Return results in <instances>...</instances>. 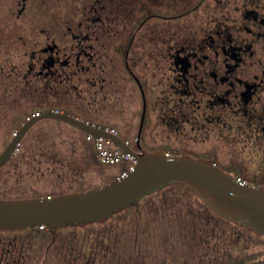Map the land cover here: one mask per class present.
Returning <instances> with one entry per match:
<instances>
[{
  "label": "flooded vegetation",
  "instance_id": "af4514ba",
  "mask_svg": "<svg viewBox=\"0 0 264 264\" xmlns=\"http://www.w3.org/2000/svg\"><path fill=\"white\" fill-rule=\"evenodd\" d=\"M8 81L10 95L54 86L65 95L66 86H75L77 103L102 107L97 111L106 115L99 116L117 123L130 147L204 156L247 184L264 185V0H0V100ZM87 81L90 92L83 90ZM21 148L0 163L5 183L15 188ZM176 182L130 204L138 207L132 219L130 209L120 210L97 222L47 226L52 235L37 225L0 226V264H95L118 232L124 264H158L162 242L144 241L149 212L211 213L191 187L196 196L190 191L180 205L172 195L177 188H169ZM212 215L217 223L226 218ZM67 230H74L73 244L65 241ZM263 234L251 230V245L263 243ZM166 255L178 257L173 249Z\"/></svg>",
  "mask_w": 264,
  "mask_h": 264
},
{
  "label": "trees",
  "instance_id": "16d2710c",
  "mask_svg": "<svg viewBox=\"0 0 264 264\" xmlns=\"http://www.w3.org/2000/svg\"><path fill=\"white\" fill-rule=\"evenodd\" d=\"M99 66L98 74L103 76L99 80L102 82V88L106 90V68L101 64ZM7 84L8 86L3 87L5 93H3L4 96L0 100V150L6 146L13 136V130L22 124L27 115L39 110L45 111L58 108L97 124H109V120L105 118L83 114L79 108L80 104L77 103L79 96L76 95L75 86H66L65 95L63 87L59 89L55 86L35 88V91H30L27 88L20 95H17L16 92L10 95L14 89V83L8 81ZM90 84L87 81V85L83 90L92 88ZM88 91L90 92V90ZM6 97L8 98L5 99ZM81 105L90 104L85 102ZM89 139L86 131L68 122L54 117L39 118L26 130L21 139V151L16 155V160L19 163L18 187L15 188V186L5 183V177H2L3 171V173H0V196L55 194L68 190L85 189L107 181L128 166L129 161L127 159H124L123 163L120 161L115 163L102 162L97 155L94 144L91 145L90 142L86 141ZM75 161L79 164L73 168ZM119 163L120 165L116 171L108 169V172L106 169L107 172H105L106 167L115 166ZM4 167V164L0 165V169ZM92 172L105 173L103 176L98 175L103 181L95 183L94 179L90 177ZM236 172L239 173V171ZM172 187L173 189L177 188L172 195L178 197L180 205L184 199L186 200L187 193H190V191L196 196V192L185 183H172L169 188ZM158 191L148 194L156 195ZM146 197H144V200ZM127 206L117 211L124 212L130 209L132 211L130 214L131 219L137 217V213H134V210L138 208L136 203ZM210 209L211 213H206L205 210L201 216L195 213L191 215V218L183 217L181 213L175 217L171 216V218L169 216L161 218L150 212L147 214L149 215L146 217L147 236L144 240L147 247L150 245L156 247L161 242L164 247L162 248L163 255L160 256L158 264H245L248 259L262 255L264 242H261L257 248H253L251 242L248 245L241 242L237 243L241 241L244 234H250V228L234 223L228 217L222 218L217 223V218L212 215L214 213L216 215V210L212 207ZM149 210H151V207ZM100 220L94 219V222ZM204 221L203 227L206 230L201 232L198 227ZM116 223H118L117 226L123 225L122 220H118ZM37 227L42 228L46 235L49 231L51 235L53 233V229L49 230L47 225H37ZM118 235L119 237L115 239L116 245L112 247V241H108V246L105 244V247L101 249L99 259L95 264L125 263L126 247L122 245L124 239L119 232ZM223 237L225 240L220 243ZM262 237H264V234ZM65 241L69 244L74 243V230L66 231ZM131 247L135 249L134 245ZM167 249H173L174 254H178L177 259L172 255L167 256ZM40 254L42 257V253ZM149 257L152 260L154 253H151Z\"/></svg>",
  "mask_w": 264,
  "mask_h": 264
},
{
  "label": "water",
  "instance_id": "95a60500",
  "mask_svg": "<svg viewBox=\"0 0 264 264\" xmlns=\"http://www.w3.org/2000/svg\"><path fill=\"white\" fill-rule=\"evenodd\" d=\"M41 117L63 120L94 137H111L123 151L134 154V169L85 189L50 195L0 196L1 227L59 226L98 219L157 188L178 181L195 190L218 213L255 232L264 233V185L242 184L235 175L204 156L169 154L163 149L147 150L141 146L135 149L119 134L66 111L45 110L25 120L19 126L18 134L13 135L0 152V163L12 154L29 126ZM143 117L144 113L142 121ZM246 264H264V254Z\"/></svg>",
  "mask_w": 264,
  "mask_h": 264
},
{
  "label": "built area",
  "instance_id": "2783aa9c",
  "mask_svg": "<svg viewBox=\"0 0 264 264\" xmlns=\"http://www.w3.org/2000/svg\"><path fill=\"white\" fill-rule=\"evenodd\" d=\"M55 110H60V109L55 108ZM39 113L40 111H35L32 113V115ZM32 115H28L27 118H30ZM93 123L97 124L95 122ZM97 125L103 127L107 131H110L114 134H118L117 128L111 124H104V125L97 124ZM15 134H18V128L13 130V135ZM87 138L93 139L94 147L96 149L97 155L102 162L115 163L121 158L127 159L129 161L128 166L124 168L117 176L126 175L129 172V170L134 169V164L136 161V157L134 156V154L130 153L129 151H123L120 145L117 144L115 140L112 139L111 137H106L104 135H98L94 137L92 133L87 132ZM20 145H21V141L17 143L16 148L18 149ZM236 179L242 184L247 183V179L240 174L236 175ZM40 226H43V224H40Z\"/></svg>",
  "mask_w": 264,
  "mask_h": 264
},
{
  "label": "rangeland",
  "instance_id": "374dc122",
  "mask_svg": "<svg viewBox=\"0 0 264 264\" xmlns=\"http://www.w3.org/2000/svg\"><path fill=\"white\" fill-rule=\"evenodd\" d=\"M98 106H96V105H80L79 106V108L82 110V112H83V114L85 115V116H102V115H106V112H105V110H104V114H102V113H100L101 112V110H99V111H97V109L98 108H102V107H98ZM99 116V117H100ZM109 120V119H108ZM109 124H111V125H117V123H115L114 121H112V120H109ZM19 128V127H18ZM86 141H89L90 142V144L91 145H93L94 144V141H93V139H89V140H86ZM90 177H92V179H94V182L95 183H101L103 180H102V178H100L99 176H98V174L96 175V173H94V172H92L91 174H90ZM255 238H256V236H253L252 237V239H251V236L250 235H248L247 233L246 234H244L243 235V238L241 239V241H238L237 243H243L244 245H248V244H250V242L251 243H253L254 241H255ZM258 238H260V237H258ZM258 246H260L259 245V243L258 244H256V245H254V247L253 248H257Z\"/></svg>",
  "mask_w": 264,
  "mask_h": 264
}]
</instances>
